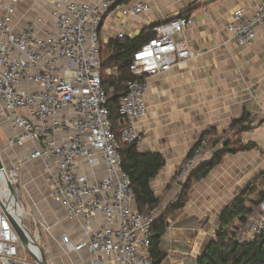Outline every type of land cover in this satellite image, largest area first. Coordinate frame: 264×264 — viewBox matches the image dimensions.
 I'll use <instances>...</instances> for the list:
<instances>
[{
  "label": "built area",
  "instance_id": "2783aa9c",
  "mask_svg": "<svg viewBox=\"0 0 264 264\" xmlns=\"http://www.w3.org/2000/svg\"><path fill=\"white\" fill-rule=\"evenodd\" d=\"M118 1L53 0L51 26L38 16L17 19L21 0H7L0 9V132L10 148L29 146V161L46 163L53 202L69 220L80 222L83 239L73 242L69 235L62 236L67 252L87 250L88 264H154L156 217L137 207L130 176L122 167L121 147L140 139L137 122L147 114L145 92L151 75L200 53L183 36L192 17L154 25L155 36L132 57L134 79L125 83L127 91L119 99L116 133L109 107L114 88L102 75L101 27ZM148 9L138 0L122 12L133 15ZM256 9L245 17V9L239 8L228 25L243 46L253 42L256 26L264 24V0ZM125 36L120 32L117 38ZM105 75L117 77L118 72L108 68ZM208 147L205 138L177 172L179 184ZM20 170L5 168L12 185ZM249 221L248 240L264 232V201ZM0 264H35L22 254L19 237L1 207Z\"/></svg>",
  "mask_w": 264,
  "mask_h": 264
},
{
  "label": "crops",
  "instance_id": "0c3cea01",
  "mask_svg": "<svg viewBox=\"0 0 264 264\" xmlns=\"http://www.w3.org/2000/svg\"><path fill=\"white\" fill-rule=\"evenodd\" d=\"M22 1L15 15L17 19L23 15L38 16L52 26L53 0ZM136 1L119 0L117 7L105 17L101 27L104 47L116 40L120 32L134 38L175 17L190 16L194 20L183 36L200 55L151 75L145 92L147 114L137 122L140 131L137 148L142 153H159L165 159L164 166L151 180L152 191L161 198L160 204L150 212L156 217L152 235L156 250L164 256L161 264H198L207 244L215 239L221 211L264 173V24L256 26V38L248 46L237 42L228 28L235 11L242 8L245 17L250 16L263 0H142L149 8L146 12L124 15L122 8ZM110 69L118 72L116 68ZM245 113L249 115L250 129L241 132L240 138L244 144L253 142L255 146L224 154L207 174L198 177L204 164L213 159L214 149L208 147L187 177L191 184L185 202L177 205L182 191L177 172L203 133L209 132L208 141L223 135L234 119ZM5 139L8 157L35 164L45 176H51L45 162L28 160L29 146L10 148ZM259 188L264 190V185ZM51 190L50 181L48 194L53 202ZM55 205L65 216L62 233L73 242L83 239L80 222L69 220L65 210ZM260 207L252 217L258 215ZM92 225L97 228L94 221ZM248 230L249 224L242 229L241 238H246ZM60 243L76 259L73 264H88L91 258L87 250L67 252L62 238Z\"/></svg>",
  "mask_w": 264,
  "mask_h": 264
},
{
  "label": "trees",
  "instance_id": "16d2710c",
  "mask_svg": "<svg viewBox=\"0 0 264 264\" xmlns=\"http://www.w3.org/2000/svg\"><path fill=\"white\" fill-rule=\"evenodd\" d=\"M155 36L153 28L145 30L134 38L123 37L112 40L107 53H102V75L105 83L113 86L110 92L109 107L112 112L111 122L114 131L120 130L121 116L117 111L119 99L127 91L125 83L133 80L130 64L134 53L151 38ZM108 68L118 70L117 77L105 75ZM249 115L245 113L240 119H234L229 130L223 135L211 138L209 147L214 149L213 159L206 162L202 171L197 175L203 177L217 163L224 154H235L250 150L255 146L251 142L244 144L240 138L243 131L250 129ZM209 132H204L193 151L207 138ZM229 134L232 136L229 137ZM122 167L131 179V185L136 195L137 206L143 212L150 213L160 204L161 198L151 189V180L157 176L164 166L165 159L159 153H142L137 148V143H123L121 147ZM191 179L185 180L181 185L180 199L177 205H182L187 197ZM264 185V173L259 175L245 190L240 192L222 211L219 217L220 226L215 232V239L210 241L198 258V264H264V232L254 236L253 239L241 238V232L249 224V220L256 208L264 201V190L259 187ZM257 193L256 197L253 195ZM172 205V204H171ZM170 205V206H171ZM155 226V225H154ZM153 231V230H152ZM151 255L154 264H161L164 256L156 250L155 236L152 235ZM41 252L42 249L40 248Z\"/></svg>",
  "mask_w": 264,
  "mask_h": 264
},
{
  "label": "rangeland",
  "instance_id": "374dc122",
  "mask_svg": "<svg viewBox=\"0 0 264 264\" xmlns=\"http://www.w3.org/2000/svg\"><path fill=\"white\" fill-rule=\"evenodd\" d=\"M24 1L27 2L29 0H23L22 2ZM6 2L7 0H0V9H2V6ZM40 11L41 10H38V12ZM104 52L107 53V47H104ZM3 136H5V134L2 133V136L0 135L2 163H4L8 171L16 166L21 168L17 177L18 181L13 184V195L19 207L23 211H27L21 219L22 223L24 226L28 227L30 232L36 237V242L41 244L44 249V255L49 259L51 264L75 263L76 259L74 256L67 254L63 250L62 243H60L64 235L62 232L64 231L66 221L63 211L49 199L48 193L50 190L51 178L49 175L45 176L40 171V167L35 164L20 163L8 157L4 144L5 138H3ZM35 170L38 172H35ZM5 189L8 190V188ZM256 196L257 193L253 195V197ZM10 211L14 214L11 207ZM21 252L25 257L27 256V258L31 260L30 255L22 244Z\"/></svg>",
  "mask_w": 264,
  "mask_h": 264
},
{
  "label": "water",
  "instance_id": "95a60500",
  "mask_svg": "<svg viewBox=\"0 0 264 264\" xmlns=\"http://www.w3.org/2000/svg\"><path fill=\"white\" fill-rule=\"evenodd\" d=\"M1 172L5 173V166H4V163H2V156H1V149H0V173ZM8 190H9L10 195L13 196L14 187L10 181L8 182ZM1 192H2V188L0 185V207H1L2 211L5 212L8 220H10L12 227L15 229V231L19 237L20 243L27 250L28 254L30 255L31 260H33V262L35 264H51L49 259H47L46 256L44 255V249L39 242L38 243H39V245L43 251L41 253V257H37L35 255V253L33 252L32 248H31V245L29 244L28 236L26 233V232H30V230L28 229V227L24 226V224L22 223L21 220H18L16 218V216L13 214V212L10 211V209H9V207H10L9 202L10 201H9V199H7V201H4L3 195H1Z\"/></svg>",
  "mask_w": 264,
  "mask_h": 264
},
{
  "label": "bare ground",
  "instance_id": "6f19581e",
  "mask_svg": "<svg viewBox=\"0 0 264 264\" xmlns=\"http://www.w3.org/2000/svg\"><path fill=\"white\" fill-rule=\"evenodd\" d=\"M8 182H9V179H7L6 173L1 172L0 173V185H1V188H2L1 195H3V197H5L6 199H9V201H10L9 202V204H10L9 206L14 211V215L16 216V218L18 220H21L22 217L24 216V214L27 213V211H23L19 207V205L15 201V196L14 195L13 196L10 195L9 190L7 191V189H6L5 191H3V188H7ZM10 207H9V209H10ZM26 233H27V236H28L29 244L31 245V248H32L33 252L35 253V255L37 257H41V253L42 252L40 250L39 244L36 242L37 241L36 237L33 234H31L30 232H26Z\"/></svg>",
  "mask_w": 264,
  "mask_h": 264
}]
</instances>
